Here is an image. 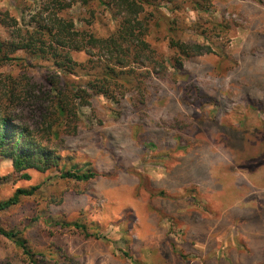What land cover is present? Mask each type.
Here are the masks:
<instances>
[{
	"label": "rangeland",
	"instance_id": "1",
	"mask_svg": "<svg viewBox=\"0 0 264 264\" xmlns=\"http://www.w3.org/2000/svg\"><path fill=\"white\" fill-rule=\"evenodd\" d=\"M261 1L211 0L212 18L232 25L229 37L213 41L215 53L187 62L176 83L158 85L141 111L115 107L100 97L92 107L79 110L78 132L67 139L62 153L81 166L89 165L97 177L79 193L68 191L50 212L69 222L86 214L92 223L96 238L88 240L74 229H57L61 244L81 264L260 260L264 249ZM39 2L0 0V9L27 22ZM78 13L74 6L71 16ZM185 16L196 19L190 10ZM95 27L105 34L102 25ZM161 39L156 34L149 42L166 54ZM76 58L82 61L85 56ZM42 64L29 73L43 76ZM175 119L190 124L179 141L176 132L172 136L167 130ZM29 174L30 181L15 180L11 161L0 157V177H6L0 197L41 179L36 172ZM13 252L5 244L0 259L9 257L12 264H22Z\"/></svg>",
	"mask_w": 264,
	"mask_h": 264
},
{
	"label": "trees",
	"instance_id": "2",
	"mask_svg": "<svg viewBox=\"0 0 264 264\" xmlns=\"http://www.w3.org/2000/svg\"><path fill=\"white\" fill-rule=\"evenodd\" d=\"M163 1L40 0L27 22L0 9V157L11 161L17 181H30V171L41 177L0 197V249L9 245L22 264H81L61 244L57 229L96 238L86 214L69 222L50 212L68 191L79 193L97 177L89 165L62 153L78 132L79 110L100 97L141 111L158 85L176 83L187 62L215 53L213 41L229 37L232 25L212 18L211 0ZM74 6L79 13L71 16ZM189 10L194 21L185 16ZM156 34L166 54L149 42ZM40 63L44 73L35 78L29 69ZM188 128L175 119L167 130L179 141ZM5 181L0 177V192ZM255 264H264V249Z\"/></svg>",
	"mask_w": 264,
	"mask_h": 264
}]
</instances>
